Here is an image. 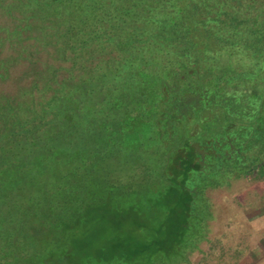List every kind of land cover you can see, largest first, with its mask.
<instances>
[{
	"label": "trees",
	"instance_id": "1",
	"mask_svg": "<svg viewBox=\"0 0 264 264\" xmlns=\"http://www.w3.org/2000/svg\"><path fill=\"white\" fill-rule=\"evenodd\" d=\"M0 4L34 40L0 92V264L184 262L207 189L264 167V0Z\"/></svg>",
	"mask_w": 264,
	"mask_h": 264
},
{
	"label": "rangeland",
	"instance_id": "2",
	"mask_svg": "<svg viewBox=\"0 0 264 264\" xmlns=\"http://www.w3.org/2000/svg\"><path fill=\"white\" fill-rule=\"evenodd\" d=\"M24 20L20 10L13 8L9 13L0 4V58L6 61L7 66V74L0 77L2 93H19L32 76L27 72V58L18 54L21 45L30 48L28 44L34 42L32 32L19 29L13 35L6 33ZM43 54L36 52L31 57L34 59ZM38 64L40 62L36 67ZM258 169L246 176L233 177L223 186L207 189L213 217L207 223L206 236L198 243L197 249L188 253L185 261L179 264H230L231 258L226 257L227 253H239L247 248L252 251L264 243V167ZM36 254L25 253L21 260L32 264Z\"/></svg>",
	"mask_w": 264,
	"mask_h": 264
},
{
	"label": "crops",
	"instance_id": "3",
	"mask_svg": "<svg viewBox=\"0 0 264 264\" xmlns=\"http://www.w3.org/2000/svg\"><path fill=\"white\" fill-rule=\"evenodd\" d=\"M251 250L243 249L239 253H227L231 258L230 264H264V243Z\"/></svg>",
	"mask_w": 264,
	"mask_h": 264
}]
</instances>
